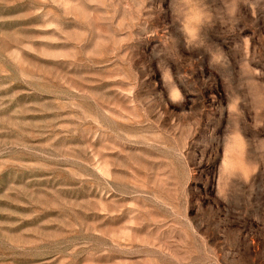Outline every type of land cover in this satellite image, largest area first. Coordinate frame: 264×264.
<instances>
[{
	"label": "rangeland",
	"instance_id": "374dc122",
	"mask_svg": "<svg viewBox=\"0 0 264 264\" xmlns=\"http://www.w3.org/2000/svg\"><path fill=\"white\" fill-rule=\"evenodd\" d=\"M0 264H264V0H0Z\"/></svg>",
	"mask_w": 264,
	"mask_h": 264
}]
</instances>
